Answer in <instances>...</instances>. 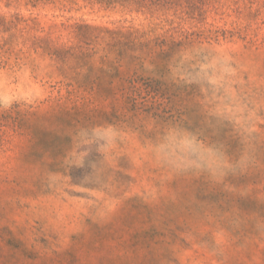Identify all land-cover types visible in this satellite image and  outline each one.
<instances>
[{"label": "rangeland", "instance_id": "1", "mask_svg": "<svg viewBox=\"0 0 264 264\" xmlns=\"http://www.w3.org/2000/svg\"><path fill=\"white\" fill-rule=\"evenodd\" d=\"M0 264H264V0H0Z\"/></svg>", "mask_w": 264, "mask_h": 264}, {"label": "trees", "instance_id": "2", "mask_svg": "<svg viewBox=\"0 0 264 264\" xmlns=\"http://www.w3.org/2000/svg\"><path fill=\"white\" fill-rule=\"evenodd\" d=\"M108 32V31H107Z\"/></svg>", "mask_w": 264, "mask_h": 264}]
</instances>
